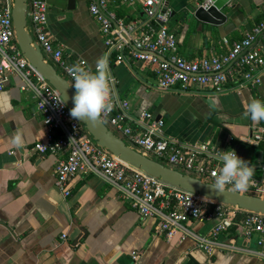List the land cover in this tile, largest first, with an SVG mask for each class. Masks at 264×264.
Segmentation results:
<instances>
[{
  "label": "crops",
  "instance_id": "0c3cea01",
  "mask_svg": "<svg viewBox=\"0 0 264 264\" xmlns=\"http://www.w3.org/2000/svg\"><path fill=\"white\" fill-rule=\"evenodd\" d=\"M169 1L168 25L185 58L228 52L233 41L264 19V0H231L223 8L227 19L222 24L194 16L202 0ZM48 2L50 31L70 59L85 58L95 72L97 59L107 57L111 90L128 102L119 111L131 126H144L141 113L150 111L164 121L166 138L183 151L198 153L209 168L220 169L219 155L231 149L253 168V177L264 176V142H251L262 121L244 115L251 99L264 101V71L259 85L232 80L222 94L200 86L162 90L150 64L129 56L119 62L107 50L89 10L91 0H76L74 8L69 0ZM112 6L127 21L143 25L140 5ZM23 82L13 75L0 90V264H264V235L247 238L241 228H230L209 254L197 245L217 222L209 219L184 222L168 239L155 218H143L99 174L77 176L71 195L65 196L56 186L57 156L35 151L46 126L34 92L22 90ZM17 134L23 138L21 147L12 143ZM201 144L207 149L198 148Z\"/></svg>",
  "mask_w": 264,
  "mask_h": 264
},
{
  "label": "built area",
  "instance_id": "2783aa9c",
  "mask_svg": "<svg viewBox=\"0 0 264 264\" xmlns=\"http://www.w3.org/2000/svg\"><path fill=\"white\" fill-rule=\"evenodd\" d=\"M14 4L15 0H0V90L5 88L11 76L18 75L24 81L21 89L34 92L36 106L43 114L46 126L44 137L34 148L39 154L57 156L56 186L65 196L71 195L72 183L77 176L94 173L115 187L143 218H155L158 231L165 233L168 239L176 235L184 222L216 219L210 236L199 238L197 243L209 254L214 253L218 237L230 228H241L247 238L256 233L264 235V213L225 205L165 183L99 145L85 124L70 116L71 108L60 103L62 97L58 90L20 49L13 22ZM113 4L140 5L145 20L143 25L119 16ZM199 5L206 9L212 6L209 0H202ZM28 7V29L41 46L45 59L52 62L72 85L74 80L69 68L79 64L92 71L85 58L70 59L63 46L55 42L49 28L48 0H28ZM89 10L99 23L107 50L114 53L119 62L129 56L150 64L162 90H171L177 85L200 86L222 94L230 89L232 80L241 81V86L243 83L257 86L262 82L264 19L244 38L233 41L228 52L185 58L179 53L177 35L168 25L172 14L169 0H91ZM224 41L229 44L228 39ZM111 101L112 110L100 118L116 134L125 136L129 145L166 165L204 179L207 176L215 178L214 173H219L220 169H211L201 163L198 153L183 151L166 138L163 135L164 121L157 119L152 112L143 111L141 119L147 123L134 128L119 111L120 107L126 108L128 102L119 100L112 90ZM251 142L257 145L264 142V121L257 125ZM198 148L206 150L207 144ZM248 189L252 194L264 197V176H252Z\"/></svg>",
  "mask_w": 264,
  "mask_h": 264
},
{
  "label": "water",
  "instance_id": "95a60500",
  "mask_svg": "<svg viewBox=\"0 0 264 264\" xmlns=\"http://www.w3.org/2000/svg\"><path fill=\"white\" fill-rule=\"evenodd\" d=\"M230 1L231 0H214V4L208 9L200 5L194 6V16L203 22L222 24L227 19L223 8ZM75 4L76 0H69V8H74ZM13 22L16 29L17 43L25 57L58 90L62 99L64 95L66 96V104L72 108L74 106L72 97L75 95V87L58 71L52 62L45 59L41 46L35 41L33 34L28 29V0H15L13 7ZM209 102L212 103L210 100ZM79 121L85 124L86 128L99 145L107 148L129 165L157 177L165 183L181 187L187 191L200 194L207 199L225 205L238 207L246 211L264 213L263 196L234 191L230 187H226L223 192L212 190L209 184L214 183L213 181L166 165L157 159L141 153L110 129L100 117L95 122ZM0 223L4 222L0 220Z\"/></svg>",
  "mask_w": 264,
  "mask_h": 264
},
{
  "label": "clouds",
  "instance_id": "9594fccd",
  "mask_svg": "<svg viewBox=\"0 0 264 264\" xmlns=\"http://www.w3.org/2000/svg\"><path fill=\"white\" fill-rule=\"evenodd\" d=\"M214 4V0H209ZM74 80L75 95L72 97L74 106L70 110V116L76 120L95 122L103 113L110 112L113 108L111 101V89L109 81V65L107 57H100L96 61V70L92 72L76 64L68 69ZM66 96L60 103H66ZM245 117L252 121H264V101L251 99L245 105ZM12 143L21 147L23 138L17 134ZM222 166L219 173H214V183L209 184L212 190L223 192L227 185H231L234 191L244 192L248 189L253 176V168L247 161L237 155L235 150L223 151L219 155Z\"/></svg>",
  "mask_w": 264,
  "mask_h": 264
},
{
  "label": "trees",
  "instance_id": "16d2710c",
  "mask_svg": "<svg viewBox=\"0 0 264 264\" xmlns=\"http://www.w3.org/2000/svg\"><path fill=\"white\" fill-rule=\"evenodd\" d=\"M119 16L122 17V14L119 13ZM213 182H214V181H213ZM226 187H229V186H226ZM244 192L251 193L249 190H246V191H244Z\"/></svg>",
  "mask_w": 264,
  "mask_h": 264
},
{
  "label": "rangeland",
  "instance_id": "374dc122",
  "mask_svg": "<svg viewBox=\"0 0 264 264\" xmlns=\"http://www.w3.org/2000/svg\"><path fill=\"white\" fill-rule=\"evenodd\" d=\"M208 180V179H207ZM212 181H214V179L211 178Z\"/></svg>",
  "mask_w": 264,
  "mask_h": 264
}]
</instances>
